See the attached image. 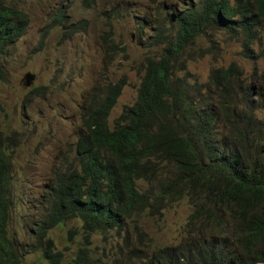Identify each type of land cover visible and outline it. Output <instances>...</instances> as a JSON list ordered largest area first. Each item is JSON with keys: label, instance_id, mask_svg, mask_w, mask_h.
Masks as SVG:
<instances>
[{"label": "trees", "instance_id": "obj_1", "mask_svg": "<svg viewBox=\"0 0 264 264\" xmlns=\"http://www.w3.org/2000/svg\"><path fill=\"white\" fill-rule=\"evenodd\" d=\"M26 21L24 10L0 1V79ZM202 24L197 14L198 32ZM178 47L163 44L146 58L136 101L112 123L126 79L92 93L75 160L60 162L33 228L30 245L46 264H264V103L251 86L233 81L232 68H213L205 84L191 86L176 75L186 65L174 70ZM12 172L11 137L0 127V264H26L30 250L9 227ZM185 198L192 211L181 241L154 248L151 238L143 242L150 217ZM72 219L82 221L86 243L65 259L48 234ZM113 230L120 252L95 256L89 237L107 239ZM120 254L125 260L117 262Z\"/></svg>", "mask_w": 264, "mask_h": 264}, {"label": "rangeland", "instance_id": "obj_2", "mask_svg": "<svg viewBox=\"0 0 264 264\" xmlns=\"http://www.w3.org/2000/svg\"><path fill=\"white\" fill-rule=\"evenodd\" d=\"M0 1L27 13V28L3 58L5 78L0 79V127L11 137L13 159L9 227L30 250L25 253V263L46 264L42 250L34 251L30 245L37 237L33 228L44 216L43 198H47L54 172L60 169L61 161L74 159L76 142L84 132V107L92 93H102L109 84L123 78L127 83L109 122L120 116L125 106L136 101L145 73L144 62L148 56L159 54L162 45L138 46L127 36V23L138 13H148L155 20L154 12H162L158 4L164 2L169 6L181 0H97L98 9L83 11L81 15L97 19L101 26L71 37L55 23L59 13L67 14L66 4L73 0ZM111 9L115 12L111 13ZM109 23L117 31L114 35L105 25ZM118 44L124 48L115 47ZM262 44L264 39L256 40L254 50L259 51ZM198 46L207 51L189 61L185 70L176 72L178 77H186L191 86L205 84L213 68L228 66L233 61L245 69L250 65L241 54V45L232 44L225 30L210 31L200 39ZM28 72L34 75L30 86L25 85ZM61 166L66 167V164ZM191 211V205L184 200L150 217L145 229L147 235L141 236L143 242L151 238L149 246L153 248L179 243L186 234ZM105 236V233H94L89 237L95 256L102 255L104 250L120 252L118 242L122 239L116 231L109 232L107 239ZM48 237L65 259L74 256L86 243V234L78 219L56 226ZM131 237L138 241L136 232H131ZM116 257L117 262L125 260L122 254Z\"/></svg>", "mask_w": 264, "mask_h": 264}, {"label": "clouds", "instance_id": "obj_3", "mask_svg": "<svg viewBox=\"0 0 264 264\" xmlns=\"http://www.w3.org/2000/svg\"><path fill=\"white\" fill-rule=\"evenodd\" d=\"M98 6L97 0H73L71 4H66L67 14L64 11L59 13L55 24H59L64 33L68 32V36L70 33L71 36L86 33L83 30L85 27L87 32L98 29L101 24H98L97 19L90 20L81 15L83 11L98 9ZM158 7L162 12H154L155 20L148 13H138L128 21L127 36L134 43L144 46L155 39L158 44L161 41L164 47H171L173 42H178L179 47L172 59L176 71L207 51L198 46L202 37L210 31L225 30L230 34L232 44L241 45V54L249 60L250 65L245 69L233 61L228 66L216 68H232L233 81L251 86L258 94L257 100L264 103V45L257 52L253 48L256 40L264 39V0H181L169 6L163 2ZM110 12L115 10L111 9ZM104 14L108 15V12ZM197 14L206 20V24L201 25L200 32L197 31ZM230 22L231 26H228ZM105 25L113 35L117 33L111 23ZM258 116L264 121V106ZM184 200L187 199L176 201L175 204ZM78 220L82 227V221Z\"/></svg>", "mask_w": 264, "mask_h": 264}, {"label": "water", "instance_id": "obj_4", "mask_svg": "<svg viewBox=\"0 0 264 264\" xmlns=\"http://www.w3.org/2000/svg\"><path fill=\"white\" fill-rule=\"evenodd\" d=\"M25 85L30 86L32 84V81L34 79V75L30 72L26 73L25 75Z\"/></svg>", "mask_w": 264, "mask_h": 264}, {"label": "bare ground", "instance_id": "obj_5", "mask_svg": "<svg viewBox=\"0 0 264 264\" xmlns=\"http://www.w3.org/2000/svg\"><path fill=\"white\" fill-rule=\"evenodd\" d=\"M178 93V92H177Z\"/></svg>", "mask_w": 264, "mask_h": 264}]
</instances>
